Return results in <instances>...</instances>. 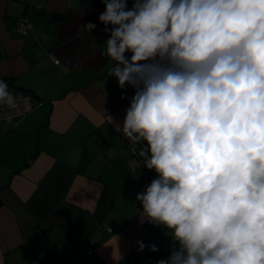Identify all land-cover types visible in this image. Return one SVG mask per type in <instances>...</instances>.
Listing matches in <instances>:
<instances>
[{
	"label": "clouds",
	"instance_id": "obj_1",
	"mask_svg": "<svg viewBox=\"0 0 264 264\" xmlns=\"http://www.w3.org/2000/svg\"><path fill=\"white\" fill-rule=\"evenodd\" d=\"M101 2V55L133 89L114 130L156 173L136 212L171 240L156 264H264V0Z\"/></svg>",
	"mask_w": 264,
	"mask_h": 264
},
{
	"label": "crops",
	"instance_id": "obj_2",
	"mask_svg": "<svg viewBox=\"0 0 264 264\" xmlns=\"http://www.w3.org/2000/svg\"><path fill=\"white\" fill-rule=\"evenodd\" d=\"M104 7L0 0V78L17 98L0 104V264H141L169 254L164 230L139 221L135 195L146 183L129 160L133 145L114 130L133 89L121 98L108 74L115 61L101 55ZM138 240L159 251H137Z\"/></svg>",
	"mask_w": 264,
	"mask_h": 264
},
{
	"label": "built area",
	"instance_id": "obj_3",
	"mask_svg": "<svg viewBox=\"0 0 264 264\" xmlns=\"http://www.w3.org/2000/svg\"><path fill=\"white\" fill-rule=\"evenodd\" d=\"M18 25H19L20 32L22 34H24V35L27 34L29 32V29H30V24H29V18H28V16H26V15L19 16V18H18ZM48 56H50L51 58H53L56 63L59 62V59L54 56V54H53L52 51H49L48 52ZM25 98H27V97H25ZM25 98L22 97V100L25 99ZM16 100H17V98L16 97H13V103ZM5 105H7V104H5ZM29 106H30L29 105V100H27L26 101V107H29ZM17 113H19V112H17ZM1 115L4 118H6L7 120H13L15 118L13 114L8 115V114L3 113ZM17 117H19V115ZM138 152H139V147L133 145L132 148H131V155H130L129 160H130L131 164L134 165V168L142 174V176H143V178L145 180V183L147 185V184H149L151 182V180L153 178H155L156 173H155L154 170H151L150 171V170H148V169H146V168H144L142 166V164H143V158H141L138 155ZM88 252H91V250H89ZM158 259H159V257L154 256V257H151V258H148V259L143 260L141 262V264H156V261Z\"/></svg>",
	"mask_w": 264,
	"mask_h": 264
},
{
	"label": "rangeland",
	"instance_id": "obj_4",
	"mask_svg": "<svg viewBox=\"0 0 264 264\" xmlns=\"http://www.w3.org/2000/svg\"><path fill=\"white\" fill-rule=\"evenodd\" d=\"M142 176V175H141ZM142 178H143V176H142ZM143 180H144V178H143ZM145 181V180H144Z\"/></svg>",
	"mask_w": 264,
	"mask_h": 264
}]
</instances>
